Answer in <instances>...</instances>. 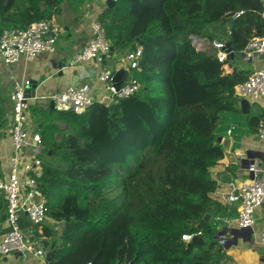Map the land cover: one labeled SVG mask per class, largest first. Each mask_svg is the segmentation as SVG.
Wrapping results in <instances>:
<instances>
[{"label": "trees", "instance_id": "trees-1", "mask_svg": "<svg viewBox=\"0 0 264 264\" xmlns=\"http://www.w3.org/2000/svg\"><path fill=\"white\" fill-rule=\"evenodd\" d=\"M64 2L78 16L84 0H0V25L51 21ZM262 11L260 0H115L98 14L112 52L141 48L131 75L139 88L81 114L29 106L43 146L47 216L34 233L54 243L48 264H219L225 257L210 170L223 157L216 137L238 111L236 86L249 70L233 75L234 59L219 61L191 37L229 43L240 56L264 35ZM5 219L0 204V225ZM197 232L202 243L181 238Z\"/></svg>", "mask_w": 264, "mask_h": 264}, {"label": "built area", "instance_id": "built-area-1", "mask_svg": "<svg viewBox=\"0 0 264 264\" xmlns=\"http://www.w3.org/2000/svg\"><path fill=\"white\" fill-rule=\"evenodd\" d=\"M261 16L264 18V0ZM241 11L233 14L239 15ZM59 30L50 20H40L31 23L23 29H3L0 25V55L6 64L17 62L20 58L32 60L43 52L52 53L56 49ZM192 43L197 49H206L208 46L214 51L221 62L227 59L225 43L216 39L205 44L203 39L192 36ZM111 51L109 42L105 38L101 24L94 20L91 23V37L89 42L75 55V62H87L107 54ZM244 54L254 57L264 54V35L255 36L247 44ZM141 57V48L136 45L135 50L126 52L127 70L138 67ZM113 71L109 68L100 70L96 79L104 85L109 98H121L133 94L139 85L129 74L128 80L118 90L112 84ZM29 81L15 85L10 94L12 103V125L10 141L12 152L8 159L7 171L0 172V204L6 211L4 221L5 230L0 235V255L7 256L14 253L30 255L34 260L31 264H48L45 259V250L34 233V227L47 219L44 199L39 191V179L42 176V159L40 158L43 146L38 132L33 131L28 109L31 105L30 97L24 92ZM236 92L241 98L248 101H257L264 97V69H258L236 86ZM55 109L83 113L96 100L89 84L84 86H69L61 92L52 94ZM102 102V101H99ZM228 134L231 130L227 131ZM257 135L264 144V114L261 116ZM249 177L237 187L238 193L231 192L226 199L239 203V213L236 222L239 228L252 227L254 213L264 204V165L252 162L246 168ZM25 217L26 224L22 218ZM197 233H185L181 236L184 241H191ZM261 243L264 245V228L260 233ZM220 245L227 243L225 236L218 237ZM89 264V263H87Z\"/></svg>", "mask_w": 264, "mask_h": 264}, {"label": "crops", "instance_id": "crops-1", "mask_svg": "<svg viewBox=\"0 0 264 264\" xmlns=\"http://www.w3.org/2000/svg\"><path fill=\"white\" fill-rule=\"evenodd\" d=\"M106 1L84 0L78 16L72 11L69 4L64 2L56 13L62 18V31L51 22L60 33L54 52H43L32 60L20 58L12 64L4 63L0 55V170L2 172L8 170V159L12 152L9 138L12 125L10 94L15 85L26 80L35 81V88L30 89L32 91L30 103L47 107L52 100V94L61 92L72 85L80 87L89 84L96 100L105 103L110 101L108 91L104 85L97 81L96 77L104 68L125 67L127 69L126 65L121 64L123 58L118 56L127 51H115L111 58L107 56L105 59H100L102 54H99L97 58L91 61L75 62V55L90 40L91 23L97 20L98 14L107 7ZM201 39L206 41L205 44L209 41L207 38ZM206 49L210 50L208 46ZM114 63H117L115 67L113 66ZM232 63L237 70H249L250 75L258 69H264V54L254 57L246 54L234 55ZM128 71L130 74V70ZM249 103L248 110L243 112L239 100L238 111L225 118L224 126L226 129L220 136L230 140L228 151H225L220 144L223 157L210 170L212 178L217 183L215 191L211 193V198L221 206V210L214 217L217 232L220 234L219 236L216 235L215 238L217 242L220 236L227 238L225 245H220L218 242L225 251V257L220 260L219 264H264V245L260 240V233L264 228V204L255 210L252 227L242 229L238 227L236 222L239 203L230 202L226 199L229 193L234 192L239 184L249 177L246 168L240 167L241 159L248 156L250 157L249 160L264 165V144L257 135L258 123L264 114V97L257 101H249ZM251 117H255V119L251 121ZM228 130H231L229 134ZM222 173L231 175L230 183L221 180ZM22 221L26 224L25 217L22 218ZM5 228L4 223L0 225V235ZM33 260L30 255L23 256L17 253H11L7 256L0 255V264H31Z\"/></svg>", "mask_w": 264, "mask_h": 264}, {"label": "water", "instance_id": "water-1", "mask_svg": "<svg viewBox=\"0 0 264 264\" xmlns=\"http://www.w3.org/2000/svg\"><path fill=\"white\" fill-rule=\"evenodd\" d=\"M114 1L115 0H107L106 6L111 7L114 4ZM225 46H226V49L228 52L227 59L233 60L234 59V53L231 50L230 44L226 43ZM135 48H136V44L132 45L131 50H135ZM112 55H113V52L111 50L110 52L107 53V55L102 54L100 56V59H105V58H107V56H109L111 58ZM111 70L113 71L112 84L115 87V89L118 90L120 88V86L128 80L129 71L125 67H120L118 69H111ZM236 72H237V69L235 67H233V75H236ZM75 78H76V76H75ZM35 86H36L35 81H29V84H27L25 86L24 92H25V95L27 97L31 96L30 93L32 91H30V89L35 88ZM249 106H250V103L246 98L240 99V107H241L243 112H246L248 110ZM49 108H52V109L55 108L52 100L49 103ZM216 141L218 143L222 144V147L225 151H228V144L230 143V140L228 138H223L222 136H218V137H216ZM249 159H250V157H248V156L246 158L241 159L240 167L241 168H247L249 162H254V160H249ZM221 180L226 182V183H230L231 182V175L229 173H222L221 174ZM237 193H238V190L236 189L234 191V194H237ZM204 219L208 220L209 214H205ZM219 235L220 234H217V236H219ZM202 242H203V237L201 234L194 235L190 241V243H193V244H198V243H202ZM41 243H42V248L45 250V259L48 261L50 258V249L54 245V243L49 242L46 239H42ZM11 253H14V251H12ZM130 264H133V263H130Z\"/></svg>", "mask_w": 264, "mask_h": 264}, {"label": "rangeland", "instance_id": "rangeland-1", "mask_svg": "<svg viewBox=\"0 0 264 264\" xmlns=\"http://www.w3.org/2000/svg\"><path fill=\"white\" fill-rule=\"evenodd\" d=\"M80 12V11H79ZM51 22L53 23V25L57 26L60 31H62V18L59 17L57 14L54 15L51 19ZM125 55L126 52L123 54H119V58H123V62L121 63L122 65H126V67L128 68V62L125 60ZM118 56H116V58H118ZM117 65V63H114L113 66L115 67ZM249 69V68H248ZM134 72V70L130 69V75H132Z\"/></svg>", "mask_w": 264, "mask_h": 264}]
</instances>
